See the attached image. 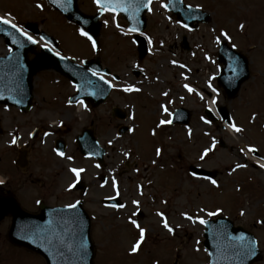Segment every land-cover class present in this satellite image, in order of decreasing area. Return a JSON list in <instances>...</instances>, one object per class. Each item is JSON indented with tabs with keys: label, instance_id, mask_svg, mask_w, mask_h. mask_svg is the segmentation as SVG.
I'll use <instances>...</instances> for the list:
<instances>
[{
	"label": "rangeland",
	"instance_id": "obj_1",
	"mask_svg": "<svg viewBox=\"0 0 264 264\" xmlns=\"http://www.w3.org/2000/svg\"><path fill=\"white\" fill-rule=\"evenodd\" d=\"M186 1L213 12L212 21L196 30H185L171 14L160 9L158 4L153 5L147 23V34L152 41L148 44V53L141 59L138 58L137 45L117 32L124 31L121 28L123 22L109 16V27L101 30L103 52L100 60L122 76L128 75L130 82L145 79L144 85L147 87L143 89V93L151 96L143 95L146 107H141L142 111L139 107L136 113L139 118L147 119L145 126L155 128L154 123L161 116L159 102L162 100H168L172 106L183 105L193 114L187 131L180 129L178 132L160 127L157 129V137L149 143L135 142L137 139L134 135L124 133L112 143L105 157L103 173L106 180L102 189L96 187L99 181H92L95 169L92 168V161L87 160L85 178L93 187L88 182L90 192L84 200L92 220L94 264H150L152 259H156L157 264H172L176 256H179L176 264H207L208 257L199 240L203 239L200 220L212 217L210 213L226 215L235 223L252 230L264 251V228L259 224L252 225L257 217L263 215L264 208H246L242 204L244 198H249L252 203V190L257 183L264 197V172L246 162L249 160L251 147L258 148L259 154L264 155V134L257 132L258 129L264 131V0ZM78 5L86 13L94 10L89 0H78ZM223 5L229 8L223 11ZM0 14L12 16L18 24L32 22L38 25L50 35L58 37L65 51L76 54L78 50H86L85 35L61 14L52 10L45 0H0ZM183 34L187 36L193 52L180 50L178 47ZM223 39L243 52L249 60L250 78L242 84L232 100L226 99L214 77L218 73L215 55L218 43ZM3 46L0 43V50ZM87 54L90 52L85 55ZM134 60H138L142 68L137 76H134L131 68H125L126 65L130 67ZM180 64L183 68L178 67ZM181 72L189 73L190 76L183 89L178 76ZM43 74H50V77L54 74L45 72L39 74L40 78L36 80L39 83L35 87L36 100L47 103L50 86L47 87L45 77L41 76ZM47 78L50 79L48 76ZM207 82L213 84L212 90L208 88ZM66 89L65 81L60 80L56 91L51 93L66 96ZM161 91L167 92L166 98L161 96ZM118 93L120 96L114 94L97 112L98 115L105 116L95 125L104 144L116 135L115 127L119 123L115 118L111 123L107 121L110 107L128 103V97ZM210 100L215 105L227 106L234 120L233 125L242 131L236 132L231 126L229 131L220 123H209L203 115V109ZM254 113L258 115H254L257 118L251 123L249 119ZM133 123L137 126V131L141 123L136 119ZM141 136L148 139L146 131H142L139 134ZM220 140L223 146L219 145ZM157 145L162 150L160 155L154 151ZM71 151L77 154L72 145ZM126 151L131 154L127 158L124 156ZM128 162L136 166L127 168L125 164ZM192 163L216 169V184L203 179H190L185 168ZM72 164L86 165V161L78 156ZM135 167L139 168L138 174L132 170ZM61 182V178L51 181V199L65 202L78 197L73 192L70 197L67 195L71 199L60 196ZM137 184L142 189L141 197L136 192ZM115 194L121 197L123 207H108L101 203L102 197ZM238 194L240 198L234 196ZM236 198L238 202L234 205ZM136 200L138 205L134 203ZM138 210L141 216L137 215ZM239 210L243 213L239 214ZM132 220L145 229L146 239L135 253L130 245L135 244L140 237L139 229L132 224ZM165 222L173 229L172 236L164 227ZM3 229L4 226L0 225V231ZM178 243L183 247L180 251L175 250ZM0 264L45 263L38 257L9 251L0 255ZM256 264H264V254L263 260Z\"/></svg>",
	"mask_w": 264,
	"mask_h": 264
},
{
	"label": "flooded vegetation",
	"instance_id": "obj_2",
	"mask_svg": "<svg viewBox=\"0 0 264 264\" xmlns=\"http://www.w3.org/2000/svg\"><path fill=\"white\" fill-rule=\"evenodd\" d=\"M0 108L5 109L0 110V125H3L0 127V181H3L0 194L5 200L16 199L22 208L32 212L38 210L40 204L54 206L55 198L49 196L51 181L61 178L59 186L64 190L66 180H70L66 168L68 153L65 150L64 156H60L55 151V141L66 149L77 136L76 132L72 137V128L82 117H73L70 110L60 111L59 106L50 110L39 104L0 105ZM93 114L84 115L83 122L93 120ZM94 115L97 119V114ZM11 219L6 215L0 224L8 225Z\"/></svg>",
	"mask_w": 264,
	"mask_h": 264
},
{
	"label": "water",
	"instance_id": "obj_3",
	"mask_svg": "<svg viewBox=\"0 0 264 264\" xmlns=\"http://www.w3.org/2000/svg\"><path fill=\"white\" fill-rule=\"evenodd\" d=\"M139 1L145 4L149 0ZM49 2L53 5V7L61 11L66 17L73 19L78 24L87 29V31H89L92 35H97L98 28L95 19L80 13L76 8V0H49ZM170 7L175 13L178 14L179 17L182 18V21H184L186 24H190V21H192V18L194 17L195 19L207 20V16L200 11L194 9L176 11L175 8L172 6ZM177 7L180 8V6ZM143 11L144 7H139L135 12L128 14L126 19L132 20L130 23H138L139 21H143ZM141 28L142 26L138 27V29ZM11 30L12 29L10 25L0 22V34H3L4 36H10ZM219 60L225 64L226 68L223 69V72L219 76L218 80L225 87L228 96L232 97L239 89L240 84L248 77L246 59L228 48L224 43L221 45L219 51ZM219 110L226 119L227 115L225 114V108H220ZM51 216L55 218V222L52 224L53 231L61 234L80 235L79 240L82 241L80 243L81 251H83L81 256L72 251L71 247L76 243L75 238L59 240L57 241L58 244L55 253L51 255L53 258V264H92V248L88 240L89 219L86 213L81 208H76L74 210L71 208L67 213L64 214H62L61 210L52 211ZM222 223L223 221L212 223L211 227H207L205 230L206 239L204 241V245L208 248L211 257H213L211 264H226L222 259V252L224 249H226V247L223 245L224 243L217 237L219 233L218 230H220V228L223 229V231L228 233V235L225 236L227 239L236 241L237 238L233 236L237 234L235 231L240 229H234L230 227V225L228 228ZM220 233L222 234V232ZM246 239L247 241L250 240V238L247 237ZM11 240L13 242H19L16 240L15 235L11 236ZM249 261L250 260L244 264H247Z\"/></svg>",
	"mask_w": 264,
	"mask_h": 264
},
{
	"label": "snow or ice",
	"instance_id": "obj_4",
	"mask_svg": "<svg viewBox=\"0 0 264 264\" xmlns=\"http://www.w3.org/2000/svg\"><path fill=\"white\" fill-rule=\"evenodd\" d=\"M97 4L102 8H107V9H110V10H113V2L112 0H96ZM39 7V5H37ZM121 7V4L120 3H116L115 4V8H120ZM0 22L4 23V24H9L10 21L8 20H5V19H2L0 18ZM13 28H16L17 26L15 24H12L11 25ZM241 28H243V25H241ZM19 30V29H18ZM136 29H132V31H135ZM23 34V33H22ZM82 35H85L87 36L88 33L86 32H81ZM28 39L31 40L32 37L31 36H28ZM89 39H91V37H89ZM35 42V41H33ZM133 89L131 88H126L125 91H131ZM189 91H191V89H189ZM170 123V121H167ZM162 123H164V121H162ZM232 127L234 128V130L236 132H240L242 131V129H240L239 127H236L235 125H232ZM13 143H15V139H13L12 141ZM249 151H253V149H249ZM60 156H64V153L63 152H60L58 153ZM158 154H159V150H158ZM203 159V157H201ZM69 159H71V157H69ZM237 167H243V165H237ZM261 167H264V164L261 165ZM72 171L74 173L77 174V176L79 175V172L83 171V169H72ZM213 184H216V181L215 180H212L211 181ZM0 183H3V181H0ZM135 203V202H134ZM68 207H72L74 208L75 205H69ZM120 207H123V205H120ZM210 215H215V213H210ZM189 219H191V217H188ZM200 223H204L203 220H200ZM132 224H134L138 229H139V239L136 241V243L132 246V252L135 253L138 251L139 247L141 246V243L143 242L144 238H145V229H143L142 227L139 226V224L136 223L135 220H132ZM164 227L168 229L169 232H171L173 229L171 227H169V225L167 224V222L164 223Z\"/></svg>",
	"mask_w": 264,
	"mask_h": 264
},
{
	"label": "bare ground",
	"instance_id": "obj_5",
	"mask_svg": "<svg viewBox=\"0 0 264 264\" xmlns=\"http://www.w3.org/2000/svg\"><path fill=\"white\" fill-rule=\"evenodd\" d=\"M211 108L213 109V111H215V106L211 103Z\"/></svg>",
	"mask_w": 264,
	"mask_h": 264
}]
</instances>
